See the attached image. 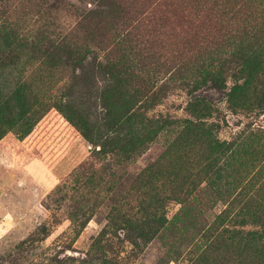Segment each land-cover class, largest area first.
I'll list each match as a JSON object with an SVG mask.
<instances>
[{
  "label": "rangeland",
  "instance_id": "rangeland-1",
  "mask_svg": "<svg viewBox=\"0 0 264 264\" xmlns=\"http://www.w3.org/2000/svg\"><path fill=\"white\" fill-rule=\"evenodd\" d=\"M32 2L0 1V17L9 14L33 39L0 65V98L8 108L0 128V264H192L203 234L227 211L234 192L262 185L264 162L250 163L252 153L236 185L229 184L232 178L218 182L198 173L202 149L179 144L177 126L121 151L115 135H104L102 81L96 75L89 82L90 63L128 56L116 35L138 21L140 50L156 55L146 67L128 62L124 79L131 90L155 91L156 104L146 113L188 118L189 102L201 98L219 139L251 131L259 140L251 147L261 153L264 68L244 98L228 99L244 80L238 69L243 60L224 45L225 23L213 19V0L203 1V8L191 0H112L109 14L87 0ZM61 41L85 56L79 66L86 81L78 60L43 65L44 50ZM163 58L168 61L155 79L150 69ZM201 65L215 70L219 88L201 75ZM17 88L21 93H14Z\"/></svg>",
  "mask_w": 264,
  "mask_h": 264
},
{
  "label": "trees",
  "instance_id": "trees-1",
  "mask_svg": "<svg viewBox=\"0 0 264 264\" xmlns=\"http://www.w3.org/2000/svg\"><path fill=\"white\" fill-rule=\"evenodd\" d=\"M0 1L6 3L9 0ZM87 1L96 3L97 8L101 6L99 11L102 13H110L112 0ZM203 1L206 0H191L196 8H203ZM25 3L29 6L33 2L25 0ZM212 4L213 8L211 7L210 11L213 19L219 17L217 20L225 23L222 24L226 28L224 45L227 49L231 48L230 54L237 58L241 57L243 60L238 69L244 80L242 83L234 85L228 94V99L232 101L236 94L244 98L254 75L264 68L262 57L264 40L259 38V36H264V0H213ZM249 5L255 6L256 10H249ZM137 25L138 21L135 26L128 25L122 28L116 35L117 44H126L128 56L117 57L111 61L90 63L88 69L89 82L91 77L96 75L102 81L99 101L102 108L100 123L107 130L104 135L107 137L108 132L115 135L116 148L121 151L124 149L134 150L151 140L165 126H177L179 144L197 143L202 149L203 160L198 165V173H203L206 177H213L218 182L232 178V182L229 184L236 185L241 174L238 170L245 164L248 155L253 153L254 156L250 163L253 161L264 162V142L261 153L260 150L256 151L251 147L253 143L259 144V140L254 137V132L243 130L229 140L219 139L214 132L213 124L206 121L210 106L198 97L189 102L190 116L188 118L168 119L161 115H148L146 110L156 104L153 102L155 91L145 92L141 86L131 90L127 87L126 79H124V75L129 72L128 68H130L128 62L135 61L146 67L151 64L150 58L156 55L149 52L144 55L140 50L139 45L142 40L138 37L139 32H134ZM32 40L19 30L18 23L9 18V14L0 17V65L6 64V61L15 60L16 50ZM72 48L67 49L61 41L60 44L53 45L50 50L45 49L42 56L43 65L66 63L69 59L71 64L75 63V60L80 61L79 64H76L78 67L85 56L81 58L77 54L78 52L73 51ZM167 61L166 58H163L160 61V66H157L156 63L151 67L150 72L153 77H156L155 79L160 76L157 74L162 71ZM79 67L83 72L82 66ZM209 67L201 65V75L205 74L206 77H210L213 87L219 88L217 74L215 70L212 72ZM85 75L86 73L83 72L82 79L86 81L88 77H84ZM150 77L149 82L153 81ZM165 79L163 77L161 80ZM149 85L154 87L155 84L151 85L150 83ZM14 93L19 94L21 90L17 88ZM143 95L145 96L144 100ZM7 109V103L1 101L0 98V128L5 123L4 111ZM63 113L65 112L63 111ZM65 116L80 129L86 139L92 141L91 136L80 122L74 121L66 114ZM30 127L28 126L24 132H27ZM99 137L101 138V136ZM181 145L175 147L180 148ZM234 173H236V178L233 177ZM229 205L227 211L217 217L215 225L203 234V243L198 248L199 253L192 264H264V182L256 189L248 187L247 184L243 185L234 192ZM231 213H233L232 217ZM238 216H242L241 219H236ZM244 216L249 220H245ZM248 223L255 227L243 228Z\"/></svg>",
  "mask_w": 264,
  "mask_h": 264
}]
</instances>
